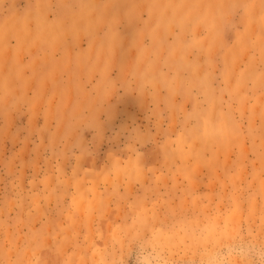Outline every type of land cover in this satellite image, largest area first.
Masks as SVG:
<instances>
[{
  "label": "rangeland",
  "instance_id": "rangeland-1",
  "mask_svg": "<svg viewBox=\"0 0 264 264\" xmlns=\"http://www.w3.org/2000/svg\"><path fill=\"white\" fill-rule=\"evenodd\" d=\"M0 264H264V0H0Z\"/></svg>",
  "mask_w": 264,
  "mask_h": 264
}]
</instances>
